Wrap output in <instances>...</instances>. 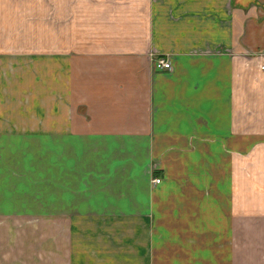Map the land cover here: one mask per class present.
I'll return each mask as SVG.
<instances>
[{"label": "crops", "instance_id": "1", "mask_svg": "<svg viewBox=\"0 0 264 264\" xmlns=\"http://www.w3.org/2000/svg\"><path fill=\"white\" fill-rule=\"evenodd\" d=\"M260 67L264 0H0V264H264Z\"/></svg>", "mask_w": 264, "mask_h": 264}, {"label": "built area", "instance_id": "2", "mask_svg": "<svg viewBox=\"0 0 264 264\" xmlns=\"http://www.w3.org/2000/svg\"><path fill=\"white\" fill-rule=\"evenodd\" d=\"M152 65L154 69L158 71H169L170 70V63L166 59L161 58H154L152 59ZM264 67H261V70H263ZM159 179L154 178L151 180L152 184L157 185L159 183Z\"/></svg>", "mask_w": 264, "mask_h": 264}, {"label": "rangeland", "instance_id": "3", "mask_svg": "<svg viewBox=\"0 0 264 264\" xmlns=\"http://www.w3.org/2000/svg\"><path fill=\"white\" fill-rule=\"evenodd\" d=\"M261 69V67H260ZM39 188H45V184H40Z\"/></svg>", "mask_w": 264, "mask_h": 264}]
</instances>
